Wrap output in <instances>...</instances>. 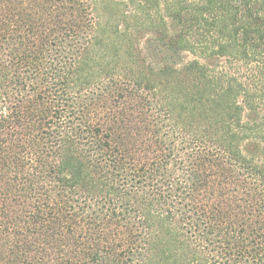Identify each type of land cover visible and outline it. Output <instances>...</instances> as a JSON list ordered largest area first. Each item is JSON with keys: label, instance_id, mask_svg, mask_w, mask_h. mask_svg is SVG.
I'll use <instances>...</instances> for the list:
<instances>
[{"label": "trees", "instance_id": "16d2710c", "mask_svg": "<svg viewBox=\"0 0 264 264\" xmlns=\"http://www.w3.org/2000/svg\"><path fill=\"white\" fill-rule=\"evenodd\" d=\"M0 264H264V0H0Z\"/></svg>", "mask_w": 264, "mask_h": 264}]
</instances>
